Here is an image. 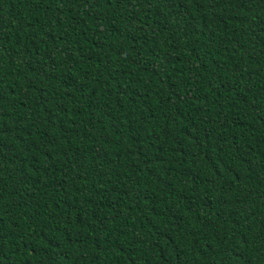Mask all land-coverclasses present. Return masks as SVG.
<instances>
[{
  "label": "trees",
  "instance_id": "trees-1",
  "mask_svg": "<svg viewBox=\"0 0 264 264\" xmlns=\"http://www.w3.org/2000/svg\"><path fill=\"white\" fill-rule=\"evenodd\" d=\"M0 264H264V0H0Z\"/></svg>",
  "mask_w": 264,
  "mask_h": 264
}]
</instances>
